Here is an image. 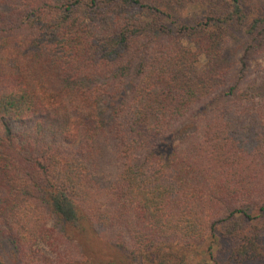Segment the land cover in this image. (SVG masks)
I'll use <instances>...</instances> for the list:
<instances>
[{
    "label": "trees",
    "instance_id": "trees-1",
    "mask_svg": "<svg viewBox=\"0 0 264 264\" xmlns=\"http://www.w3.org/2000/svg\"><path fill=\"white\" fill-rule=\"evenodd\" d=\"M232 22L264 58L246 0H0V230L33 250L49 210L110 251L87 264H264V84L226 63Z\"/></svg>",
    "mask_w": 264,
    "mask_h": 264
},
{
    "label": "rangeland",
    "instance_id": "rangeland-1",
    "mask_svg": "<svg viewBox=\"0 0 264 264\" xmlns=\"http://www.w3.org/2000/svg\"><path fill=\"white\" fill-rule=\"evenodd\" d=\"M249 3V12L256 14L258 8H264V0H246ZM261 3V4H260ZM193 15L185 13L182 20L176 18L175 27L179 28L187 22ZM262 34L264 28L259 30ZM252 37L248 35L243 29L238 27L236 23H229L226 27V40L223 47L225 51L229 52L231 56L228 62L235 66V77L239 82L244 80L254 81L264 84V58H255L252 55L246 57V51L252 44ZM244 63L246 64L244 66ZM47 217V227L50 230L49 237L46 241H41L34 246L33 250L24 251L22 248L13 241L12 237L7 232V228L0 230V257L3 264H72V262H80L87 264L88 261L93 263V254H97L99 258L105 259L110 254V251L104 252L98 250L100 243H92V247L82 245L72 240H68L62 235L65 231L62 223L49 211L45 212ZM101 248V247H100ZM96 261V260H94Z\"/></svg>",
    "mask_w": 264,
    "mask_h": 264
}]
</instances>
